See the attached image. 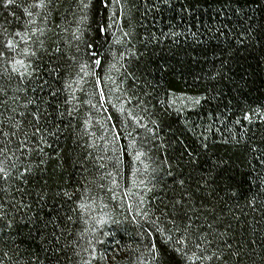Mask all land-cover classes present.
Listing matches in <instances>:
<instances>
[{"label": "trees", "instance_id": "16d2710c", "mask_svg": "<svg viewBox=\"0 0 264 264\" xmlns=\"http://www.w3.org/2000/svg\"><path fill=\"white\" fill-rule=\"evenodd\" d=\"M77 4L78 0H53L47 24H41L46 31V38L41 37L46 51L40 61V79L27 85L28 94L38 97L40 107L51 113L47 118L51 124L46 127L57 132L58 138L48 137L52 147L44 146L46 163L24 186L29 193L24 203L31 208L9 209L6 219L14 218L13 224L21 216L31 221L26 227L0 232V256L6 252L11 258H4L2 264H149L142 233L151 225L140 212H155L160 227H171L157 209H163L179 189L158 168L163 150L157 145L163 138L171 140L174 133H182L184 143L197 148L201 134L207 137L209 147L201 150L200 161L204 174L211 171L216 177V195L204 201L202 209L197 203L198 210L190 212L194 227L204 228L212 222L216 228L224 217V224L231 222L233 231L240 233L236 242L256 241L252 247L256 264H260L264 192L257 195L253 210L245 206V199L232 198L224 186L250 198L264 180V164L260 163L264 160V0H170L168 4L123 0L122 12L114 6L104 8L101 0H92L88 10ZM16 15L20 16L19 10ZM6 18L11 32L17 21L0 5V23ZM110 24L106 33L99 31ZM121 30L131 32L132 38L122 37ZM253 37L261 38V43ZM118 38L123 42L115 43ZM87 43L103 54L102 61L106 58L103 70L92 67L84 52ZM51 55L60 59H50ZM72 56L88 63V72L102 77L100 83L91 74L72 72L69 76L64 58ZM57 63L59 76H50ZM44 80L48 83L43 84ZM65 81L72 83L71 89L64 87ZM8 87L6 106L16 107L11 97L17 84L13 81ZM50 91L57 96H50ZM166 91L202 97L201 103L188 104L181 113L170 111L157 136L150 137L132 116L142 117L152 127L150 121L161 117L157 101L168 98ZM0 112L12 115L5 107ZM246 113L251 123L243 119ZM116 133L121 137L114 143ZM133 139L136 143L131 146ZM237 139L241 142L236 143ZM9 146L15 147V138ZM178 149L174 143L169 152L175 156ZM137 151L144 153L139 160ZM33 161L38 162L35 156ZM217 163L222 165L219 169ZM184 175L187 178V171ZM39 191L47 193L46 201H37ZM64 191L71 194V200L62 195ZM13 195L20 199V193ZM228 209L248 223L237 229ZM4 223L0 220V226Z\"/></svg>", "mask_w": 264, "mask_h": 264}, {"label": "snow or ice", "instance_id": "6c2138e0", "mask_svg": "<svg viewBox=\"0 0 264 264\" xmlns=\"http://www.w3.org/2000/svg\"><path fill=\"white\" fill-rule=\"evenodd\" d=\"M163 3L168 4L170 0H163ZM101 4L104 8L109 6L118 7L121 12L124 6L123 0H101ZM0 5L5 11L11 12L12 17L17 21L11 32L8 30L7 18L5 23H0V80L4 82V86H0V107H5V110L12 113L11 116H4L3 112H0V117H3V119H0V137L6 138L0 139V220L5 221L0 226V232H2L4 228L20 229L26 227L31 221V217L26 219L21 216L13 224L14 218H6L9 216V209L13 212H19L24 208H31V204L24 203V195L29 194L25 191L24 186L35 179L36 174L41 171V165L46 163L44 157L47 153L44 146L52 147L48 137H57V132L46 127V125L51 124V121L47 119L51 113L47 111V108L42 109L40 107V104L37 103L38 97L28 94L29 89L27 86L40 79L38 76L41 69L40 61L43 58V52L46 51L43 47L44 40L41 39V37L46 38V31L44 27H41V24H47V13L50 6L53 5V0H0ZM77 6L82 10H88L92 7V0H78ZM16 10H19L20 16L16 15ZM112 15L117 20L121 19L119 13H113ZM22 17L26 19L21 23ZM86 18V15L82 16L81 22ZM111 27L110 24L107 28H99V31L106 33L108 28ZM121 35L128 40L132 38V33L128 31L121 30ZM74 38L76 40L80 39L79 36ZM253 39H256L258 44L261 43V38L253 37ZM122 42L123 40L119 38L115 41L118 44ZM239 42L244 43V40ZM77 51H79V45H77ZM84 52L88 55L93 68L103 70V64L107 60L105 58L102 61L100 58L103 55L102 53L93 50L91 43L85 44ZM55 53L59 54L60 48L57 47ZM50 59H60V57L51 55ZM64 59L68 65L67 72L69 76L72 72H76L77 75L91 74L95 78L96 84L100 83L102 77L95 71L89 73L88 63L83 60L77 62L76 56L65 57ZM109 67H115V65H109ZM59 69L60 64L57 63L55 67L51 68L49 75L59 76ZM13 81L16 82L17 87L12 92L11 99L16 107L8 108L6 106L9 98L8 85ZM42 83L47 84L48 81L44 80ZM64 87L71 89L72 83L65 81ZM31 91L35 93L36 87H33ZM49 95L56 97L57 92L50 91ZM100 96L103 99L102 89L100 90ZM165 96L168 98L158 99L157 101L161 105V117L150 121L152 127L144 124L142 117L138 119L136 116H132V120L139 127H143L150 137L157 136L164 118L169 116L170 111L181 113L188 107V104L199 105L202 99V97L177 96L175 92L169 93L167 91ZM42 103L48 102L42 101ZM67 103L68 99L65 97V104ZM178 104L179 107H177ZM144 110L147 111V109ZM119 111L123 113V107ZM59 114L64 115L62 112ZM68 114L72 115L71 112ZM243 119L251 123L250 114L246 113ZM188 123L189 121L185 119L184 124L187 125ZM239 123L240 121H237V124ZM85 126H87V121H85ZM5 127L9 131H4ZM53 127L55 126L53 125ZM169 129L171 130V125H169ZM128 135L131 136L132 133L129 132ZM181 135L182 133H174L171 140L163 138L160 144L157 145L159 149L163 150L162 156L158 157V168L164 172L165 176L171 178L172 183L176 185L179 191L169 199L163 209H157L162 216L167 218L171 227H160L156 223L159 216H156L155 212L149 213L146 210L140 212L145 222L151 225L142 233V237L146 241V259L150 258L149 264H256L255 248L252 247L256 244V241L240 240L236 242L240 233L238 230L233 231L231 222L225 225L224 217L219 218V227L214 228L212 222L207 223L204 228L194 227L195 222L190 212L195 213L198 210L196 208L197 203L200 204L202 209L205 207L204 201L216 195V187L213 186L216 183V177L212 175L211 171L208 175H205L200 161L201 150H207L209 147L206 142L207 137L201 134L200 144L197 148L185 144L184 140L181 139ZM120 137L121 133H116L113 142L115 143ZM13 138H15L14 148L9 146V141ZM145 139H149V137L146 136ZM240 142L239 139L236 140V143ZM135 143L136 141L133 139L131 146H134ZM174 143L179 145L175 156L169 152ZM57 155L59 154L57 153ZM143 155L144 153L137 151L136 159L139 160ZM33 156L36 157L38 162L33 161ZM260 163L264 164V160H261ZM221 166L220 163L215 164L217 169ZM185 171H187V178L184 175ZM161 179H164V177L162 176ZM224 187L232 198L237 200L243 198L246 200V207L256 210L257 195L264 192V180L256 185L257 193L250 198L246 193L241 196L238 190L229 189L227 185ZM13 193H20V199H16ZM62 195L71 200L69 192L64 191ZM36 196L38 202L46 201L48 198L47 193L44 191L37 192ZM141 203L143 204V201ZM39 206L43 207L42 204ZM261 206H264V201L261 202ZM80 207L83 209L86 208V205L81 204ZM209 210L214 211V209ZM228 211L232 213V209H228ZM67 219L71 221L72 217L69 216ZM232 219L237 221V229L248 223L234 213H232ZM260 247L262 254L259 255L258 259L260 264H264V243H261ZM4 258L11 259L5 252L0 256V264H2ZM103 258V255H101L100 259Z\"/></svg>", "mask_w": 264, "mask_h": 264}]
</instances>
